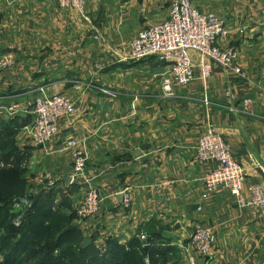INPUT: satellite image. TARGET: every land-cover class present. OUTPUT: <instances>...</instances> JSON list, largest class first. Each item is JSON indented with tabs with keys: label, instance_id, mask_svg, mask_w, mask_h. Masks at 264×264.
<instances>
[{
	"label": "crops",
	"instance_id": "obj_1",
	"mask_svg": "<svg viewBox=\"0 0 264 264\" xmlns=\"http://www.w3.org/2000/svg\"><path fill=\"white\" fill-rule=\"evenodd\" d=\"M192 2L229 27L232 35L220 44L240 53L248 77L226 74L207 60L213 72L203 79L199 55L191 52L196 80L165 98L152 76L164 71L163 62L121 56L138 33L168 18V0H86L84 16L57 1L0 0V59L11 54L15 61L2 74L0 120L23 125L15 138L33 167L27 191L53 195L54 207L68 198L75 211L84 188L71 183L74 153L33 147V118L11 119L5 106L29 107L39 87L77 101L81 110L62 123L54 149L76 139L88 159L85 175L102 191L100 214L80 225L96 247L105 251L106 241L117 238L129 250L143 230L153 235L155 264H189V237L213 226L215 255L197 264H264V218L240 209L227 192L203 200L207 169L195 155L200 135L216 129L246 171V194L253 184L264 190V0ZM126 188L133 199L127 210L120 194Z\"/></svg>",
	"mask_w": 264,
	"mask_h": 264
},
{
	"label": "built area",
	"instance_id": "obj_2",
	"mask_svg": "<svg viewBox=\"0 0 264 264\" xmlns=\"http://www.w3.org/2000/svg\"><path fill=\"white\" fill-rule=\"evenodd\" d=\"M49 1H57L63 9L76 10L83 16L86 14V0ZM231 35V30L223 19L214 13L201 12L193 5L192 0H168V18L138 33L127 48V55L121 58L140 62L154 57L163 62L164 71L161 74L154 73L152 76L155 81L161 82L163 96L171 98L176 95V88L187 87L197 78L191 52L199 55L198 67L203 79L210 78L213 72V65L208 64L207 60L221 67L226 74L248 77L240 65V53L233 48H224L220 44L222 39ZM14 63L11 54L1 57L0 89L3 85L2 74L12 69ZM1 98L0 94V101ZM205 102L208 104L207 99ZM244 103L249 106L252 100L246 99ZM31 104L27 107L20 102H10L5 106V110L11 119L22 115H30L33 118L29 131L33 147H40L49 154L65 151L74 153L71 183H79L84 188L83 195L78 199L76 211L82 225L91 223L100 214L104 197L101 189L95 187L92 179L85 175L88 159L78 151L76 139L67 140L64 145L54 149V144L61 141L62 123L78 115L80 106L71 96L65 93H50L44 87L36 89ZM195 155L197 162L207 169L202 179L203 200H211L215 195L227 192L240 209L250 211L255 217L264 218V190L260 185L253 184L248 187L249 194H246V171L235 158L230 144L216 129L210 128L200 135ZM5 166L0 153V168ZM120 194L124 199L123 207L126 210L130 209L133 203L131 189L126 188ZM32 207L33 201L29 197L17 199L14 204V208L19 211ZM137 238L144 248L153 247L147 232L142 230ZM216 242L215 227H198L189 237L187 250L193 255L188 258V263L197 264V259L205 261L214 257ZM145 263L150 264L149 256L146 257Z\"/></svg>",
	"mask_w": 264,
	"mask_h": 264
},
{
	"label": "trees",
	"instance_id": "obj_3",
	"mask_svg": "<svg viewBox=\"0 0 264 264\" xmlns=\"http://www.w3.org/2000/svg\"><path fill=\"white\" fill-rule=\"evenodd\" d=\"M7 124L0 120V153L1 159L5 163L4 168H0V222L2 224L9 216L8 210L13 206L14 191L17 188L18 195H25L27 190V179L17 180L18 176H23V162L26 157L20 154L16 147L14 127L22 128L19 119H15ZM23 169V170H22ZM6 173V174H5ZM2 175V176H1ZM45 195V194H44ZM28 196L34 202L35 210L30 214L33 232L30 234L28 228L21 230L24 239L14 240L10 235L2 242L0 253H5L8 245H13V252L7 253L10 264H146L147 256L151 264L156 263L155 247L144 248L140 240L135 237L127 250L117 238H109L106 241L105 251L96 247L93 238L87 237L80 225L77 211L72 209L68 198H64V203L59 204V210L55 211L53 195ZM78 220V224L75 220ZM49 225L46 228V225ZM2 226V225H1ZM47 229L45 240L43 235ZM0 233H2L0 231ZM10 234V233H9ZM13 234V233H12ZM151 243H153V235ZM38 241L39 246H32V242ZM86 241H91L87 247H83ZM40 242V243H39ZM20 252H24L23 261L16 262V257Z\"/></svg>",
	"mask_w": 264,
	"mask_h": 264
},
{
	"label": "rangeland",
	"instance_id": "obj_4",
	"mask_svg": "<svg viewBox=\"0 0 264 264\" xmlns=\"http://www.w3.org/2000/svg\"><path fill=\"white\" fill-rule=\"evenodd\" d=\"M33 102V100L32 101H30V104ZM32 105V104H31ZM21 130V128H17L16 127V129H15V133H13V134H11V137H15L17 134H18V132ZM17 137V136H16ZM15 140L16 139H18V138H14ZM17 141V148L20 150V147H19V142H18V140H16ZM31 142V141H30ZM18 150V151H19ZM26 149L24 148V149H22V152L21 153H25L24 151H25ZM20 153V152H19ZM25 156V155H24ZM4 168V167H3ZM33 167H32V165L30 164V160H27V161H24L23 162V169H24V173L22 174L23 176H18L17 177V180H21L22 181V179H24V178H28L27 179V181L28 180H33L34 179V175H33V169H32ZM22 169V170H23ZM6 174V173H5ZM2 176V175H1ZM41 180L40 181H38V183H41V181H43V179H45V177L43 178H40ZM40 185H42V183L40 184ZM29 191V190H28ZM27 190H26V192H25V195H18V193H19V191H18V189L16 188L15 189V191H14V201H13V206H12V208L10 209V210H8L7 212H9V216L6 218V220L4 221V223L2 224V222H0V231L2 232V233H0V242H2L6 237H8L9 235L14 239V240H16V239H24V237L22 236V233H21V230L24 228V227H27L28 228V232H30V234L33 232V226H32V221H31V219L29 218L30 217V214L31 213H33L34 212V210H35V207H34V205H33V207L32 208H30V209H27V210H21V211H19V210H16L15 208H14V204H15V201L17 200V199H23V198H25V197H28L29 195H34V193L32 194V192H28ZM33 201V200H32ZM34 202V201H33ZM60 202L61 203H64V199L62 198V200H60ZM60 203V204H61ZM34 204V203H33ZM57 206H59V204L58 205H56V208H55V211H58L59 210V207H57ZM2 218H4V216L2 215L1 216ZM1 217H0V219H1ZM2 225V226H1ZM49 227V225H48V223H47V225H46V228H48ZM47 229H45V232L46 233H44V237H43V240H41V243H43L44 242V240H45V236H46V234H47V231H46ZM10 233V234H9ZM13 233V234H12ZM32 242V241H31ZM33 244H32V246H39L40 244H38V241H35V242H32ZM40 243V242H39ZM0 245H2V243H0ZM100 247V246H99ZM0 248H1V246H0ZM13 245H8V247L5 249V253H0V264H10V260L7 258V253H9L10 252V254L13 252ZM25 254H24V252H20V254H18L17 255V257H16V262H20V261H23V258H25V256H24ZM26 259H24V263L23 264H25V261ZM27 263V262H26ZM28 264H34V262H31V263H28Z\"/></svg>",
	"mask_w": 264,
	"mask_h": 264
},
{
	"label": "water",
	"instance_id": "obj_5",
	"mask_svg": "<svg viewBox=\"0 0 264 264\" xmlns=\"http://www.w3.org/2000/svg\"><path fill=\"white\" fill-rule=\"evenodd\" d=\"M88 244H90V241H86V242L84 243V246L86 247Z\"/></svg>",
	"mask_w": 264,
	"mask_h": 264
}]
</instances>
